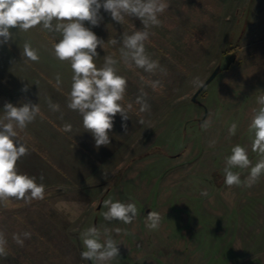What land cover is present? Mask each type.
Listing matches in <instances>:
<instances>
[{"label":"rangeland","instance_id":"obj_1","mask_svg":"<svg viewBox=\"0 0 264 264\" xmlns=\"http://www.w3.org/2000/svg\"><path fill=\"white\" fill-rule=\"evenodd\" d=\"M166 2L161 25L148 28L146 50L160 65L154 73L128 68L120 60L121 44L109 42L134 27L141 30L138 18L119 24L101 9L98 26L84 22L105 41L104 50L97 48V67L113 55L127 80L122 104L129 119L115 116L107 146L97 148L82 117L67 108L73 73L68 61L53 54L58 33L42 26L12 29L13 40L0 45V118L6 102L39 103L41 113L18 130L28 154L17 169L45 185L43 200L10 198L0 208V231L8 241L0 264H89L80 257V232L89 226L107 228L120 244V256L110 264H264V175L251 188H229L223 173L234 145L247 149L253 165L260 158L251 150L249 125L264 91V0ZM26 41L38 51V61L22 56ZM217 66L192 101L199 88L194 78L202 85ZM150 81H159L155 90ZM141 90L150 106L145 112L136 103ZM49 99L59 111L49 108ZM65 123L71 132L60 131ZM232 123L235 135L228 131ZM232 170L242 181L249 173ZM202 190L208 195L201 196ZM108 198L134 202L133 223L104 220ZM149 211L161 215L157 230L145 227ZM24 232L31 237L25 239ZM13 234H21L23 246Z\"/></svg>","mask_w":264,"mask_h":264},{"label":"clouds","instance_id":"obj_2","mask_svg":"<svg viewBox=\"0 0 264 264\" xmlns=\"http://www.w3.org/2000/svg\"><path fill=\"white\" fill-rule=\"evenodd\" d=\"M169 5L166 0H0V45L13 40L12 29L27 32L42 26L50 33H58L59 39L53 43V54L59 61H68L72 70L71 90L67 97V108L78 112L82 117L85 131L91 133L95 146L110 144L109 132L114 125V118L120 115L122 121L129 119L128 111L122 104L127 89V80L118 74L117 64L120 62L113 55L104 56V63L97 67L95 60L99 58L97 48L104 50L105 41L100 39L90 27L98 26L103 17L101 9L109 13L112 20L119 24L125 22L126 17H136L142 24L141 30H134L131 34L123 33L120 39H111L112 45L121 44L120 60L128 67L143 69L147 73H154L159 67V61L151 59L147 53L146 44L151 33L149 27L160 26L159 19ZM22 56L30 61L39 60V54L30 42L23 44ZM59 81V76H57ZM153 90L159 81L149 82ZM193 85L201 86L199 78H194ZM22 91H27V87ZM147 93L141 90L136 103L141 107L140 112L149 110L146 101ZM259 107L254 109V115L249 125L253 133L251 150L259 155L253 165L245 147L237 144L231 148V154L225 157L224 184L229 188H251L264 175V91L257 97ZM49 108L56 112L60 105L48 101ZM128 109L131 108L129 104ZM4 116L0 118V205L5 206L10 198L22 200L30 204L33 200L45 198V185L37 183L35 176L20 173L17 169L18 160L28 154V148L18 139V130L23 131L41 113L38 104L30 101L15 106L6 102L3 108ZM143 123V121H140ZM126 128V125H122ZM210 121L205 120L201 127L207 128ZM237 124L232 123L229 134L235 135ZM62 132H71L72 125L65 123ZM210 141L209 146H214ZM249 169L248 176L242 181L241 173L232 169ZM43 175L40 180L43 181ZM106 179V177H105ZM201 196H207V190H202ZM102 216L106 221H120L131 224L138 216V208L134 202H122L112 198L103 201ZM161 215L157 211H149L145 217V227L154 231L160 226ZM117 234L121 229L115 230ZM23 237H31L30 232H24ZM13 240L23 246L21 234H13ZM83 250L82 260L91 264H110L119 258L120 249L117 241L105 228L103 232L97 226H89L80 232ZM7 239L0 231V256L7 255Z\"/></svg>","mask_w":264,"mask_h":264},{"label":"water","instance_id":"obj_3","mask_svg":"<svg viewBox=\"0 0 264 264\" xmlns=\"http://www.w3.org/2000/svg\"><path fill=\"white\" fill-rule=\"evenodd\" d=\"M219 71V67L217 66L212 73L206 78V80L202 83V85L196 90V92L192 95V101L196 100V96L199 94V92L216 76V74ZM4 206L0 205V208H2ZM89 264H91V262L89 261Z\"/></svg>","mask_w":264,"mask_h":264},{"label":"crops","instance_id":"obj_4","mask_svg":"<svg viewBox=\"0 0 264 264\" xmlns=\"http://www.w3.org/2000/svg\"><path fill=\"white\" fill-rule=\"evenodd\" d=\"M37 84H35L34 86H36ZM43 85H44V83H43Z\"/></svg>","mask_w":264,"mask_h":264}]
</instances>
